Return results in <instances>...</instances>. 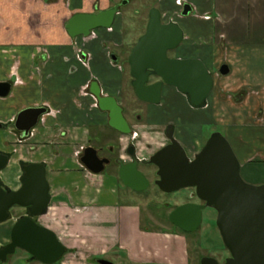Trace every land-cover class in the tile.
<instances>
[{"label":"crops","instance_id":"1","mask_svg":"<svg viewBox=\"0 0 264 264\" xmlns=\"http://www.w3.org/2000/svg\"><path fill=\"white\" fill-rule=\"evenodd\" d=\"M117 5L121 11L112 28H98L91 37L69 34L67 24L75 14L99 13ZM122 5L120 0H0V83L11 85L10 93L0 97V122L9 124L0 130V150L11 154L2 178L18 190L22 163L47 166L52 200L49 212L37 220L67 248L58 264H99V259L113 264H191L185 232L153 231L143 224L144 210L137 200L148 189L125 186L115 162L101 173L82 162L89 147L129 162L132 145L136 158L148 160L169 144L165 120L133 123L128 116L125 70L113 62L109 47L123 50L128 45ZM186 5L191 6L187 15ZM154 7L161 10L164 22H175L183 30L177 56L201 59L212 73L214 88L202 108H211L218 126L233 138L244 179L263 185L264 0H158ZM190 47H195L194 53L189 54ZM225 64L230 67L227 75L220 72ZM94 81L102 96L115 98L124 108L132 133L110 125V113L100 108L91 90ZM171 87L163 88L164 114L170 112L168 105L177 106V90ZM180 97L189 102L186 95ZM30 108L47 112L27 136L15 123ZM256 113L257 126L244 125L243 135L233 132L230 121L236 114ZM194 129L175 127V136L190 157L204 142V130ZM249 137H259L260 148H250ZM14 224L11 220L0 224V246L10 242Z\"/></svg>","mask_w":264,"mask_h":264},{"label":"water","instance_id":"2","mask_svg":"<svg viewBox=\"0 0 264 264\" xmlns=\"http://www.w3.org/2000/svg\"><path fill=\"white\" fill-rule=\"evenodd\" d=\"M190 11L191 6L186 5L184 14ZM118 13L119 6L99 13H78L69 20L67 29L74 38L88 37L98 28H111ZM183 39V30L177 23H164L161 10H151L147 31L129 58L133 87L141 101L160 104L166 84L186 95L195 108L207 104L214 88V77L206 64L201 59L169 57V51L178 48ZM220 72L227 75L230 67L225 64ZM151 76L161 77L162 80L149 84ZM10 90V84L0 83V97L7 96ZM91 90L100 108L110 113V125L130 134L131 126L118 101L113 97H103L98 82L92 83ZM46 111V108L22 111L16 120V128L28 136ZM2 127L4 124L0 122ZM167 137L170 143L142 163L158 168L156 185L162 191L171 193L182 188H194L193 196L203 201L202 204H184L171 213L170 221L184 232L191 233L200 228L206 208L217 210V224L231 257L225 263L206 257L202 259V264H264V184H252L243 178L241 162L232 144L221 132L213 133L193 159L175 137L173 125L168 128ZM131 154L133 161H119L121 181L135 191H145L151 183L140 170L141 161L136 159L134 150ZM10 160L8 154L0 153V172L8 167ZM82 162L89 170L101 173L111 161L101 159L98 151L89 147ZM22 170V186L18 190L3 188L0 178V224L10 220L15 222L11 243L0 248V264L7 262L9 255L18 248L27 251L35 260L55 264L65 256L67 248L53 231L37 220L49 212L52 200L47 166L31 163L22 166ZM14 207L25 208L27 213L14 216L11 212ZM99 264L113 263L101 259Z\"/></svg>","mask_w":264,"mask_h":264},{"label":"rangeland","instance_id":"3","mask_svg":"<svg viewBox=\"0 0 264 264\" xmlns=\"http://www.w3.org/2000/svg\"><path fill=\"white\" fill-rule=\"evenodd\" d=\"M122 1V8L125 10L126 15V22L124 28V37L127 40L128 45L124 46L123 50L114 47L112 44L109 45L111 51L117 55H122L120 59V64L124 66L125 70V106L127 107L128 116L131 118L133 123H137L138 121L148 122L151 118H156V120H165L164 122L169 125H174L175 127L183 126L184 127H194V131L198 132L203 129V141L201 142L199 147L202 146L208 141V139L212 136L215 132H221L223 135L227 133L225 129L221 126H218V122L216 121V115L213 114L212 109L210 108H202L196 109L191 106L188 101L183 100L180 95L183 94L177 90V106L168 105V109L170 108V112L164 114L162 107L165 103L162 99L161 104H152L149 102H144L138 100V98L133 94V89L128 85L127 81L130 78L129 75V67L126 66V61L124 59L129 54V49L132 47L142 36V33L145 32L150 12L154 6L158 4V0H120ZM127 2V3H126ZM157 8V7H156ZM164 21V19H163ZM179 46L175 50H171L169 52L170 58H181L178 57ZM189 54L195 52V47L188 50ZM169 86L166 85V90ZM174 89L173 87H171ZM175 90V89H174ZM222 92L225 93L223 90ZM180 94V95H179ZM174 100H176V96H174ZM187 100V99H186ZM243 106H240V108ZM246 108V107H245ZM240 117V115L236 114L235 117L230 121L234 126V133L237 134H244V125H258L259 124V117L256 113L254 116ZM140 118V119H139ZM250 131V130H248ZM195 132L194 135L196 134ZM226 136V135H225ZM227 139L234 143L233 138L230 136H226ZM231 139V140H230ZM257 138L249 137V147L253 150L256 148H260V142H257ZM233 140V141H232ZM260 141V140H258ZM233 146V144H232ZM234 148V146H233ZM10 166V163L8 167ZM114 166V163H113ZM8 167L6 169H8ZM18 168V166H17ZM114 168L117 169L115 165ZM155 166L153 165H146L142 166L141 171L147 176V178L151 182V186L145 191L140 198L137 200L141 203L143 210H144V217H143V224L147 226L150 230H169L173 231L176 230L172 222L169 220L170 214L176 210L177 207L182 206L186 203H200V199L193 194L195 193L194 188H182L178 191H174L171 193H166L162 191L157 185L156 180L159 179L156 172H154ZM18 169L17 171H19ZM115 170V169H114ZM6 171V170H4ZM21 171V170H20ZM242 172V170H241ZM2 175V174H1ZM243 176V174H242ZM244 178V177H243ZM19 182V180H18ZM20 183V182H19ZM250 183V182H249ZM123 187V186H122ZM14 207L12 212L14 211V215L16 216L21 210ZM218 212L214 208H206L203 211V220L200 228L191 233H185L186 236L189 238V253L191 257V264H201L203 258L206 257H215L218 260H222L227 254L228 249L224 243L222 234L219 230L218 224ZM14 222L13 220H11ZM180 231V230H179ZM181 233V232H179ZM124 257L126 258V252H122ZM27 258V254L22 249H17L15 253L9 256V259L5 263L1 264H32V262H28L25 260ZM95 261V259H91V262ZM126 261V260H125ZM128 262V261H126ZM124 263V264H131V263ZM36 264H45L40 261H37ZM58 264V263H57ZM168 264V263H167Z\"/></svg>","mask_w":264,"mask_h":264},{"label":"flooded vegetation","instance_id":"4","mask_svg":"<svg viewBox=\"0 0 264 264\" xmlns=\"http://www.w3.org/2000/svg\"><path fill=\"white\" fill-rule=\"evenodd\" d=\"M118 6V5H117ZM113 7H115V6H113ZM156 8V7H155ZM121 11V7L119 6V12ZM150 16V15H149ZM148 22H149V20H148ZM164 23H166V22H164ZM147 26H148V23H147ZM147 26H146V29H145V32L144 33H142V36L146 33V31H147ZM112 28V27H111ZM91 36H95V32L94 31H92V33H91V35L90 36H88V37H91ZM141 36V37H142ZM137 43L138 42H136L132 47H130V49H129V54L127 55V57L124 59V61H126L125 63H126V66H128L129 67V75H130V78H129V80H128V85L133 89L132 91H133V94L136 96V94H135V90H134V87H133V80H134V78H133V76H132V72H131V65H130V63H129V58H130V56H131V53H132V51H133V49H134V47L137 45ZM170 52V51H169ZM111 57H112V60H113V62L114 63H120V59H121V57H123L121 54L120 55H117V54H115V53H111ZM124 66L125 65H123L122 67L124 68ZM162 80V78L161 77H158V76H151L150 77V79H149V84H155V83H158V82H160ZM94 82H97V81H94ZM93 83V82H92ZM92 86V85H91ZM100 86V85H99ZM164 86H166V84L164 85ZM167 86H169V85H167ZM164 88V87H163ZM102 92V91H101ZM95 96V95H94ZM96 97V96H95ZM103 97H107V96H103ZM137 97V96H136ZM97 98V97H96ZM138 98V97H137ZM98 100V99H97ZM138 100H140L139 98H138ZM162 101V100H161ZM99 102V101H98ZM124 109V108H123ZM47 110V109H46ZM47 112V111H46ZM124 115H126V112H125V110H124ZM41 118V117H40ZM140 119V118H139ZM1 123H3V122H1ZM4 124V127H2V128H0V130H2V129H5V128H8L9 127V124H5V123H3ZM171 125H169V126H167V128H166V134H167V130H168V128L170 127ZM174 126V125H173ZM15 127H16V125H15ZM17 129V128H16ZM174 129H175V126H174ZM131 130H132V128H131ZM131 133H132V131H131ZM176 137V136H175ZM209 140V139H208ZM169 143H170V141H169ZM207 143V142H206ZM205 143V144H206ZM168 145V144H167ZM205 146V145H204ZM203 146V147H204ZM202 147V148H203ZM134 150V152H136L135 151V148H134V146L132 145L131 147H130V154H131V152ZM161 150V149H160ZM202 150V149H201ZM200 150V151H201ZM199 151V152H200ZM101 152H102V150H98V155H99V157L101 158V159H109L111 162H110V164H106L105 165V169H107V167L108 166H110L111 164H113V162H115L116 163V165H117V167H119V169H120V165H119V161H120V155L119 154H116V155H114L113 153H109V151L107 150V155H101ZM199 152H197V153H199ZM0 153H3V154H8L9 156H10V158H11V154H9V153H7V152H4V151H2V150H0ZM157 153V152H156ZM155 153V154H156ZM188 153V152H187ZM196 153V154H197ZM195 154V155H196ZM113 155V156H112ZM135 155V154H134ZM195 155L193 156V157H191L192 159L195 157ZM131 161H133V155L131 154ZM190 157V156H189ZM151 158V157H150ZM149 158V159H150ZM136 159H138V158H136ZM148 159V160H149ZM124 162H126V163H128L127 161H125V160H123ZM131 161H129V162H131ZM141 162H140V166H139V168H140V170H141V168H142V166H145L143 163H142V161H144V160H140ZM29 164V163H28ZM27 163H22L21 164V170H22V166H24V165H28ZM4 170H6V169H4ZM4 170L3 171H1L0 172V178H1V180H2V182H3V188H5V189H8V185H6L5 183H4V181H3V178H2V173L4 172ZM158 171V170H157ZM23 175H24V172H23V170H22V175H21V178L23 177ZM21 178H20V182H21ZM150 181V180H149ZM151 183V182H150ZM21 186H22V183H21ZM21 186H20V188H21ZM151 186V185H150ZM10 188V187H9ZM193 197H195V196H193ZM203 203V201H201L200 200V203H195V204H202ZM186 204H188V203H186ZM17 209H19V210H21L22 212H20L19 214H17L18 216L17 217H19V216H22V215H24V214H26L27 213V210L25 209V208H21V207H16ZM178 208V207H177ZM176 208V209H177ZM12 212V211H11ZM12 214L14 215V211L12 212ZM171 215V214H170ZM15 216V215H14ZM169 220H170V216H169ZM173 224V223H172ZM174 225V224H173ZM174 227L175 228H179V227H177L176 225H174ZM9 243H11V240H10V242ZM9 243H7V244H9ZM7 244H5V245H7ZM4 246V245H3ZM2 246H0V248H1ZM19 249V248H18ZM17 250V249H16ZM228 251V254L222 259V260H218L220 263H225L226 262V260L229 258V257H231V253H230V251L229 250H227ZM16 252V251H15ZM10 256V255H9ZM213 258H215V257H213ZM8 259H9V257H8ZM28 259H32V261H36L35 259H33V257H32V255H30L29 253H28ZM27 258H26V260H28ZM99 260H101V259H99ZM99 260H97L98 261V263H99ZM201 264H202V261H201Z\"/></svg>","mask_w":264,"mask_h":264},{"label":"trees","instance_id":"5","mask_svg":"<svg viewBox=\"0 0 264 264\" xmlns=\"http://www.w3.org/2000/svg\"><path fill=\"white\" fill-rule=\"evenodd\" d=\"M178 230H181L180 228H177ZM182 232H184L183 230H181ZM186 233V232H185Z\"/></svg>","mask_w":264,"mask_h":264}]
</instances>
